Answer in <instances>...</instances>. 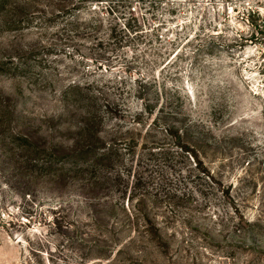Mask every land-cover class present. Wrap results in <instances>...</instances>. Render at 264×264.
<instances>
[{"label": "rangeland", "instance_id": "1", "mask_svg": "<svg viewBox=\"0 0 264 264\" xmlns=\"http://www.w3.org/2000/svg\"><path fill=\"white\" fill-rule=\"evenodd\" d=\"M36 1L0 14V163L89 124L115 161L16 150L0 264H264V0Z\"/></svg>", "mask_w": 264, "mask_h": 264}, {"label": "trees", "instance_id": "2", "mask_svg": "<svg viewBox=\"0 0 264 264\" xmlns=\"http://www.w3.org/2000/svg\"><path fill=\"white\" fill-rule=\"evenodd\" d=\"M59 1H60L59 5L57 6L54 5L53 11L55 12H53L52 15H55L57 13H59V15L62 13H68V11L79 9L80 6L86 3H91V2L99 3V2H103L104 0H59ZM68 2H74V6L72 8H69ZM37 5L38 3L36 0H0V14L1 13L3 14L5 12H10L11 10H17L19 8L22 10V12L25 10H30V11L38 10L39 8ZM90 127L91 125L89 124L86 129L83 128V133L79 134L81 136V140L76 141L74 146L67 148L66 150L68 151V153L63 156H57L56 152L48 153V151L45 148L36 145V143L32 142L31 140L28 139V137H25L23 135H14L13 144L18 149L19 148L27 149V150L32 149L36 151L35 155H37L38 158H30V157L26 158L25 163L27 166H30V168L39 167L40 157H43L45 159L46 157H48L47 162L52 163V161L68 158L71 157L72 155L74 157L82 155V159L85 160H87L88 157L93 158L91 164L92 166L94 165L96 166L93 169L94 171H100V170L102 171L104 167L110 168L115 161V154L112 151V146L105 148L103 151L97 150L96 143L99 141V139L97 136H94L95 130L94 129L91 130ZM18 149L16 150L18 151ZM16 150L10 149L9 152L6 154L5 158L2 159V163H0V168H2V171L5 173L6 169H9L10 175L12 176L15 175L16 170H18L19 168L23 169L24 167V163L20 161V159L15 157ZM83 170L84 169H79V172H82ZM25 175L26 176L23 178H29V179L32 178V176H30V173L28 171L25 172ZM96 175L97 174H95L94 176L96 177ZM144 218H146V223L149 224L148 226H153V223L149 219V215L147 213ZM54 224L55 225L58 224V220H55Z\"/></svg>", "mask_w": 264, "mask_h": 264}]
</instances>
